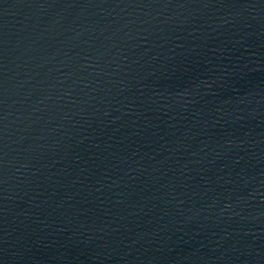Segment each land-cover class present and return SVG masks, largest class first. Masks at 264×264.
I'll use <instances>...</instances> for the list:
<instances>
[{"label":"water","instance_id":"water-1","mask_svg":"<svg viewBox=\"0 0 264 264\" xmlns=\"http://www.w3.org/2000/svg\"><path fill=\"white\" fill-rule=\"evenodd\" d=\"M0 264H264V0H0Z\"/></svg>","mask_w":264,"mask_h":264}]
</instances>
